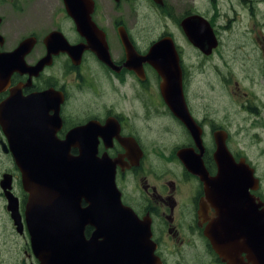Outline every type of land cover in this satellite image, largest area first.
Returning <instances> with one entry per match:
<instances>
[{
	"label": "flooded vegetation",
	"instance_id": "flooded-vegetation-1",
	"mask_svg": "<svg viewBox=\"0 0 264 264\" xmlns=\"http://www.w3.org/2000/svg\"><path fill=\"white\" fill-rule=\"evenodd\" d=\"M93 1L91 16L103 33V38L99 36V43L103 46L105 41L108 63L97 56V45L95 48L90 47L88 40L78 31L63 0H0V54H5L6 57L0 67V107L13 95L24 100L29 95L46 93L43 94L46 97L44 103L41 99L37 103L44 104L47 108L46 126L50 131L54 128V107L59 104L61 125L55 131L57 138L63 139L75 127H86L84 131L89 132L96 142V156L108 159L114 165L115 182L122 203L139 220L149 225L152 257L141 258L140 264H227L205 235L209 225L226 209L223 204L224 192L216 185L219 183L217 178H214L212 186L205 182L207 178L218 174L217 141L219 138L224 140L233 159H243L252 169L257 183L248 192L260 204L259 208H263L264 177L259 172L260 161L255 159L253 162L251 150L232 140L230 128L234 123L228 119L227 114L220 117L207 109L203 102L193 105L186 96L188 90L185 74H182L183 95L187 108L199 127L198 139L193 137L164 101L160 90L161 78L155 69L148 62H143V74H138L125 65L127 55L121 35H126L132 49L142 56L155 42L148 46L142 45L141 36L133 33L131 27L124 22L125 17L121 16V11L127 9L126 5L135 0H111L115 7L110 8L109 15L102 16L104 8H99L97 0ZM150 1L158 9L168 6V0ZM42 5L61 8L65 18L72 24L70 28L66 29L55 23L48 29L38 31L41 27L39 7ZM189 14L187 11L181 17ZM218 26L219 33L227 31L225 26ZM24 28L25 31H21ZM212 28L218 43L210 54H204L187 41L180 20L175 31L164 30L157 40L167 36L172 38L184 71L180 42L184 39L195 52L212 58L221 43L215 27ZM55 32L62 35L65 45L59 47V40L51 37ZM22 42L25 43L22 57L27 70L21 69ZM256 46L262 58L263 52L258 44ZM218 58L227 64L221 55ZM41 62L39 69L34 68ZM249 79L252 84L256 83L254 75ZM238 82L236 80L234 89L229 85L227 77H224V82H219L225 94L232 96L237 102L236 94L240 90L236 86ZM252 96L258 102L255 112L261 115L260 108H264V103L260 102L255 93ZM50 104L54 107L48 108ZM239 106L243 111L250 107L244 101ZM252 127L254 126H243L246 130ZM258 134L264 140L262 133ZM248 135H251V142H254L256 133ZM180 150L190 151L197 165L202 163L205 175L199 173L200 169L193 171L187 168L177 154ZM70 153L78 155V148L72 146ZM5 175H9L7 184H10L11 191L19 199L21 231L17 230L7 209V200L1 187L2 181L6 179ZM25 195L21 173L14 163L7 136L0 123V201L6 218L12 223L10 233L21 236L25 242L21 247L20 264H42L30 244L24 214ZM81 204L84 206L86 203L82 201ZM92 230L91 225L84 224L82 239H88ZM240 255L243 264H250L244 252Z\"/></svg>",
	"mask_w": 264,
	"mask_h": 264
},
{
	"label": "water",
	"instance_id": "water-1",
	"mask_svg": "<svg viewBox=\"0 0 264 264\" xmlns=\"http://www.w3.org/2000/svg\"><path fill=\"white\" fill-rule=\"evenodd\" d=\"M63 1L78 31L85 36L90 47L97 45V56L108 63L105 41L103 46L99 43V36L103 38V33L91 16L94 1ZM180 26L186 38L204 54H209L217 46L213 28L201 16L188 15L181 20ZM51 37L59 40V47L66 44L60 33L55 32ZM121 40L127 55L125 65L138 74H143V62L155 69L161 78L164 101L198 139L200 130L184 100L182 69L172 38L167 36L155 41L143 56L132 49L126 35H121ZM24 51L25 43L22 42L21 69L27 70L22 57ZM5 60V54H0V67ZM40 64L42 62L34 68ZM43 94L46 93L29 95L24 100L13 95L0 107V123L26 194L24 214L33 252L42 264H140L141 258L149 259L152 257L149 225L121 202L113 163L96 156V142L89 132L84 131L86 127H75L63 139L57 138L55 131L61 125L59 104L48 107H54L55 112L52 117L54 128L50 131L46 126L47 108L37 103L40 99L44 103L46 97ZM217 143L218 174L205 182L212 186L217 178L219 183L216 185L224 192L226 209L209 225L205 235L227 264H243L241 252L245 253L250 264H264V207L259 208L260 204L248 192L249 188L256 187L257 179L243 159H233L224 140L219 138ZM72 146L78 148V155L70 153ZM3 148L6 150L5 146ZM177 154L187 168L200 169L199 173L205 175L202 163L197 165L190 151L180 150ZM4 178L1 187L7 209L17 230L21 231L19 199L7 184L9 175ZM82 201L86 203L84 206ZM84 224L93 227L86 240L81 236Z\"/></svg>",
	"mask_w": 264,
	"mask_h": 264
},
{
	"label": "rangeland",
	"instance_id": "rangeland-1",
	"mask_svg": "<svg viewBox=\"0 0 264 264\" xmlns=\"http://www.w3.org/2000/svg\"><path fill=\"white\" fill-rule=\"evenodd\" d=\"M97 1L99 8H104L101 16L109 15L110 8L115 7L111 0ZM252 1L168 0L166 8L158 9L150 0H135L126 5L127 9L121 11V16L125 17L123 20L131 27V31L141 36L140 41L145 46L156 41L164 30L175 31L181 16L189 10L209 18L216 31L220 29L218 25L225 26L226 32L217 31L221 43L212 58L195 52L186 40L180 42L184 56L183 74L188 90L186 96L193 105L203 102L207 109L220 117L227 114L228 119L234 123L230 128L232 140L251 150V160L260 161L258 168L264 177V140L258 134L260 132L264 136V108L261 107V115H257L255 109L258 102L252 99L255 93L260 102L264 103V0ZM39 9L41 27L38 31L48 29L55 23L66 29L72 25L56 5L52 8L42 5ZM21 31H25V28ZM256 44L263 52L262 58ZM218 55L223 57L226 65L219 60ZM253 75L256 78L255 84L249 79ZM224 77H227L233 89L236 80L239 81L236 85L240 87L236 94L238 102L221 89L219 82H224ZM243 101L250 105L247 111L239 106ZM244 125L254 127L246 130ZM248 132L256 133L254 142H251ZM11 226L0 201V264H20L21 247L25 242L21 236L10 233Z\"/></svg>",
	"mask_w": 264,
	"mask_h": 264
},
{
	"label": "bare ground",
	"instance_id": "bare-ground-1",
	"mask_svg": "<svg viewBox=\"0 0 264 264\" xmlns=\"http://www.w3.org/2000/svg\"><path fill=\"white\" fill-rule=\"evenodd\" d=\"M224 245H226V242H222Z\"/></svg>",
	"mask_w": 264,
	"mask_h": 264
}]
</instances>
